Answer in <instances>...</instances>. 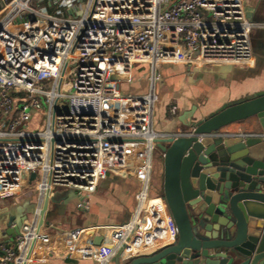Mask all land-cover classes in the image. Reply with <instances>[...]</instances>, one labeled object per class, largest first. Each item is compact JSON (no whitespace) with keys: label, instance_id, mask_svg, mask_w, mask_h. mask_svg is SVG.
Wrapping results in <instances>:
<instances>
[{"label":"built area","instance_id":"obj_1","mask_svg":"<svg viewBox=\"0 0 264 264\" xmlns=\"http://www.w3.org/2000/svg\"><path fill=\"white\" fill-rule=\"evenodd\" d=\"M252 29L243 0H0V200L39 194L35 214L0 242V264L55 254L107 264L175 244L166 202L149 195L155 71L173 63L194 66L199 84L239 79L256 64ZM138 63L148 92L123 94ZM111 172L141 186L132 220L112 228L111 242L89 241L94 229H39L48 190L94 193Z\"/></svg>","mask_w":264,"mask_h":264},{"label":"water","instance_id":"obj_2","mask_svg":"<svg viewBox=\"0 0 264 264\" xmlns=\"http://www.w3.org/2000/svg\"><path fill=\"white\" fill-rule=\"evenodd\" d=\"M216 68L202 71L218 78ZM155 73L157 93L185 95L195 87L192 65L166 63ZM198 109L192 105L177 117L180 132L158 133L155 141L163 164L159 196L176 223L177 242L125 264H264V90L227 101L201 119ZM78 196L71 189L55 198L48 190L39 229L50 225L51 205Z\"/></svg>","mask_w":264,"mask_h":264},{"label":"crops","instance_id":"obj_3","mask_svg":"<svg viewBox=\"0 0 264 264\" xmlns=\"http://www.w3.org/2000/svg\"><path fill=\"white\" fill-rule=\"evenodd\" d=\"M248 18L253 24L252 44L256 56L254 69L243 74L239 79L218 81L213 79L210 83H218L213 89L212 85L199 84L197 71L195 87L185 95L160 94L154 111V130L159 134L178 133L182 129L177 117L188 111L192 105L198 106L197 119L215 111L223 103L264 90V0H243ZM220 78V76L218 77ZM223 82V83H222ZM138 84V83H137ZM147 85V86H146ZM134 93L146 94L148 84H138L133 87ZM181 98V99H179ZM175 100V105L168 108L169 103ZM177 106V108H176ZM178 109V116L168 119L167 112ZM254 120L244 123L232 124L227 127L229 132H238L245 125L253 124ZM162 159L156 150L152 157V173L149 185V195L159 197L161 185ZM140 183L131 174L111 172L102 180L94 193L79 195L68 203L51 205L47 214L50 227L55 231H70L77 228L94 229L88 240L94 242H111L112 228L124 225L133 218L137 207V194ZM39 194L35 190L20 193L17 197L0 200V242H11L17 226L33 216L38 208ZM7 231H10L7 233ZM156 250V249H155ZM153 250V251H155ZM144 253L148 255L152 253ZM134 255L124 256L117 253L107 264H125L126 260ZM31 264H93L77 259H68L64 255L55 254L47 262Z\"/></svg>","mask_w":264,"mask_h":264},{"label":"rangeland","instance_id":"obj_4","mask_svg":"<svg viewBox=\"0 0 264 264\" xmlns=\"http://www.w3.org/2000/svg\"><path fill=\"white\" fill-rule=\"evenodd\" d=\"M161 66H159L157 68V70L160 69ZM216 70L219 72L220 69L219 68H216ZM148 78H149V71H148V68L143 64V63H138L136 64L135 66V69H134V72H133V80H132V83H123L121 85V92L123 94H130V93H133V87L135 88L138 84H148ZM138 83V84H137ZM147 86V85H146ZM65 93H68L69 90H64ZM181 99V98H179ZM175 100H172L168 106V108H170L171 106H174L175 105ZM177 108V106H176ZM178 116V109H177V112L176 110L172 112H170V110L168 109V112H167V118L170 119V118H173V117H177ZM41 123L43 124V120L41 121ZM156 152V150H155ZM154 155V154H153ZM163 173V164L161 163V174ZM160 183L159 185H162V179L160 178ZM69 191L68 189H57L55 192L52 193L53 197H57L58 194L60 193H64V192H67Z\"/></svg>","mask_w":264,"mask_h":264},{"label":"trees","instance_id":"obj_5","mask_svg":"<svg viewBox=\"0 0 264 264\" xmlns=\"http://www.w3.org/2000/svg\"><path fill=\"white\" fill-rule=\"evenodd\" d=\"M176 112H177V110H176Z\"/></svg>","mask_w":264,"mask_h":264},{"label":"flooded vegetation","instance_id":"obj_6","mask_svg":"<svg viewBox=\"0 0 264 264\" xmlns=\"http://www.w3.org/2000/svg\"><path fill=\"white\" fill-rule=\"evenodd\" d=\"M162 179V178H161Z\"/></svg>","mask_w":264,"mask_h":264}]
</instances>
